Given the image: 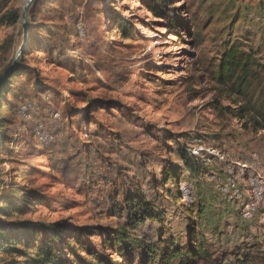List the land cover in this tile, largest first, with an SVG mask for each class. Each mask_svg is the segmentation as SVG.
<instances>
[{"label":"rangeland","instance_id":"1","mask_svg":"<svg viewBox=\"0 0 264 264\" xmlns=\"http://www.w3.org/2000/svg\"><path fill=\"white\" fill-rule=\"evenodd\" d=\"M27 1L0 0V78L24 45L22 13ZM148 2L40 0L34 11L33 3L29 7L27 52L16 60V65L24 64L29 70L12 80L2 99V116L8 119L3 131L16 141L0 140V180L31 191L35 198L29 205L24 199L20 205L23 213L10 220L41 227L111 224L114 220L106 217L103 199L110 186L94 185L87 194L89 187H84L82 179L92 169L91 174H111L117 182L127 177L145 180L143 162L152 161L159 173L162 158L179 161L149 132L193 135V141L185 143L211 167L217 164L218 169H225L246 163L264 176V132L244 129L245 121L228 110L236 109L235 98L221 95L212 81L229 43L238 41L245 50L253 49L264 62V0H171L170 5L159 6L158 15L151 12ZM11 11L20 14L15 25L3 19ZM119 19L127 23L128 36L121 33ZM94 100L111 102V112L102 106L93 110L92 124L82 116L69 119V112L84 115L83 110ZM90 133L98 135V139L93 136L94 141L103 145L107 157L110 139L122 147L112 156L116 169L110 172L94 154L74 150L88 143ZM103 136L106 139L100 138ZM41 143L52 148L45 150ZM169 145L175 148L173 143ZM55 146L57 150L62 146L57 155L65 160L58 161ZM209 151L220 153L225 161L217 162ZM210 172L208 176L220 190L224 179L221 182ZM184 187L198 195L199 185L183 181L179 188ZM4 191L9 188H1L0 195ZM164 202L170 213L163 239L174 237L175 243L184 245L186 232L194 223L203 232L208 255L197 264H264L263 211L245 221L250 233L242 235L235 228L239 214L230 216L231 211L199 202L208 217L201 220L197 205L190 207L180 200L178 205L183 207L175 210L170 199ZM159 228L144 229L155 243L160 242ZM43 231L38 227L32 232L38 243L44 235L50 238L54 234ZM12 233L21 239L31 235L19 230ZM91 240L100 243L97 237Z\"/></svg>","mask_w":264,"mask_h":264},{"label":"trees","instance_id":"2","mask_svg":"<svg viewBox=\"0 0 264 264\" xmlns=\"http://www.w3.org/2000/svg\"><path fill=\"white\" fill-rule=\"evenodd\" d=\"M39 1L33 2L32 11ZM148 3L151 12L158 15L162 8L159 6L161 4L162 6L170 5L171 0H149ZM3 19L10 25H15L20 20V14L11 11ZM117 23L121 25V33L128 36L125 20L119 19ZM26 49H24L23 55L26 54ZM27 70L29 67L18 64L10 76L0 82V140L2 138L13 139L10 143L16 141L15 137H10L3 131L7 127L8 119L2 116V99L3 95L8 93L7 90L12 87V80L19 73H25ZM212 81L221 95L235 98L233 102L236 109L228 110L236 118L245 121L244 129L252 128L256 133L264 132V62L258 58V52L253 49L245 50L238 41L229 43L220 56ZM100 106L108 108L111 112V102L94 100L89 103L86 110H83L84 115L82 112H78L76 115L69 112V119L74 116H82L87 120L86 123L92 124L94 120L92 112L95 109L98 110ZM16 113L17 109L11 108V118L14 119L12 116H16ZM149 134L164 142L169 148L168 153H174L179 161L173 160L172 157L162 158V167L159 173H156L155 164L152 161L143 162L141 172L147 177L145 180H141L139 177H125L126 179L122 182H117L111 174L101 175V177L91 174L93 173L92 169L86 170L87 174L82 179L81 183L84 187L86 189L89 187L87 194L94 185L108 184L110 186L109 191L103 197L106 205V217L114 220L109 225L77 226L56 223L41 227L30 221L10 220L17 214L23 213V208L20 205L24 199L25 202L28 199L27 205H29L35 197L29 190L15 187L13 184L8 185L0 180V189L9 188V191H4L0 195V264H150L152 262H157V264H197L198 260L207 256L204 236L198 233L196 224L190 227L191 231L187 230L184 245L175 243L174 237L162 238L163 233L167 232L166 220L169 215L164 201L168 198L174 203H178L180 200L182 202L184 193L182 188V191L179 188V191L174 192L167 185L171 181L178 183L185 171H188L192 178H198L207 172L208 167L205 161L193 155L185 143L193 141L194 136L176 135L170 132H160L158 135L149 132ZM89 135L88 143H81L79 146H75L74 150L80 153H90V156L94 154L96 156L94 159L98 158L99 162L110 172L116 169L112 156L116 155V151H120L122 147L115 143L116 140L110 139L109 147L107 146L110 149V155L107 157L103 145H97V142L94 141V137L99 138L98 135L95 133ZM115 136L117 140L122 138L120 134ZM100 138L106 139L104 136ZM170 143H173L175 148H172ZM41 144L44 145L45 150L52 148L45 143ZM59 144L63 143L59 142ZM61 147L57 150V146H55V156L61 155L59 152ZM146 155H143L144 159L147 158ZM59 160L65 159L58 156ZM90 163L93 165L92 161ZM88 167L90 168V166ZM149 169L152 171L149 172ZM16 174L15 176H17ZM197 212L199 216H203L205 211L202 206H199ZM157 225L160 226L156 230L160 242L155 243L152 241V236L144 229L157 227ZM38 227L45 230L43 234L53 232V236L49 238L46 237L48 235H44L42 242L38 243L36 236L32 235V232L38 230ZM12 230H19L31 235L28 237L22 235L21 239L13 234ZM94 237L99 238V244L92 242L91 239ZM246 256H242L241 259ZM243 262L245 263V260Z\"/></svg>","mask_w":264,"mask_h":264},{"label":"bare ground","instance_id":"3","mask_svg":"<svg viewBox=\"0 0 264 264\" xmlns=\"http://www.w3.org/2000/svg\"><path fill=\"white\" fill-rule=\"evenodd\" d=\"M208 153L219 163L225 161L220 153L215 151ZM193 154L196 153L193 151ZM224 172L226 175L220 193L228 201L239 205L241 218L244 221H250L259 211L264 212V176L258 173L254 175L251 167L246 163H237L232 167L228 165ZM182 203L188 206L195 203V195L187 187H184Z\"/></svg>","mask_w":264,"mask_h":264},{"label":"crops","instance_id":"4","mask_svg":"<svg viewBox=\"0 0 264 264\" xmlns=\"http://www.w3.org/2000/svg\"><path fill=\"white\" fill-rule=\"evenodd\" d=\"M216 165L217 164H215L213 167H211L209 164H207V167H208L207 168V172L205 174H203L202 176L198 177V178H192L189 175V172L188 171H185L184 176L181 178V180L178 183H175V182L171 181L167 185V187L171 188L175 192L177 190L179 191V185L183 181H189V182H192L194 185L195 184L196 185H199L200 188L198 189V195L197 196L195 195L196 196L197 203L203 202L204 205L206 204V205H208L210 207H213V209H216V210L219 209V210H224V211H231V215L230 216H235V215L239 214V220L237 221V226H235V228L237 229L238 233L241 232L242 235L249 234L250 232H248L245 229V226H244L246 223L241 218L239 205L237 203L230 202L225 197H223L222 194L220 193V190H218V187H217L215 181H213L208 176V174H209V172L211 170L210 173L211 174H214V176L216 174L217 177L221 180V182L225 178V175L222 174V172L220 171V170H224V169H218V167H215ZM211 174H210V176H211ZM176 187H177V189H175ZM219 188H220V186H219ZM218 193H220L221 196H218ZM179 203L180 202L174 203V201L171 200V203L170 204H171V206H172L173 209L177 210V207L176 206L183 207V205H181V204L178 205ZM197 203L195 202L194 205H197L198 208H199V206H202V205H198ZM223 206L228 207L230 209L229 210L224 209ZM202 208H204V207L202 206ZM204 211L205 212H204L203 216H199L198 215L199 219H201V220L202 219H205V218L208 219L205 208H204ZM197 214H198V212H197ZM221 214L222 213L216 214V217L220 216ZM191 220L194 221L193 219H191ZM194 224H196L197 227H198V233H201L203 235V232H201V229L198 226V224L197 223H194ZM194 224H191V225L194 226ZM249 224H252V222H250ZM192 226H190V227H192ZM171 234H173V233H171Z\"/></svg>","mask_w":264,"mask_h":264},{"label":"water","instance_id":"5","mask_svg":"<svg viewBox=\"0 0 264 264\" xmlns=\"http://www.w3.org/2000/svg\"><path fill=\"white\" fill-rule=\"evenodd\" d=\"M34 2V0H28L25 4V7H24V10H23V13H22V23H23V27H24V37H25V41H24V45L23 47L19 50L17 56H16V60L21 57V55L23 54V51H24V48L27 44V12H28V9L29 7L31 6V4ZM16 60L14 61L12 67L5 73V75H3V77L0 78V82L2 80H4L5 78H7L8 76H10V74L13 72L17 62Z\"/></svg>","mask_w":264,"mask_h":264},{"label":"built area","instance_id":"6","mask_svg":"<svg viewBox=\"0 0 264 264\" xmlns=\"http://www.w3.org/2000/svg\"><path fill=\"white\" fill-rule=\"evenodd\" d=\"M249 167H250V166H249ZM251 169H252L253 174L255 175L257 172H256L253 168H251ZM261 185H263V184H261ZM261 185H260V186H261ZM256 193H257V188H256ZM249 210H250V209H249ZM249 210H248V211H249Z\"/></svg>","mask_w":264,"mask_h":264}]
</instances>
